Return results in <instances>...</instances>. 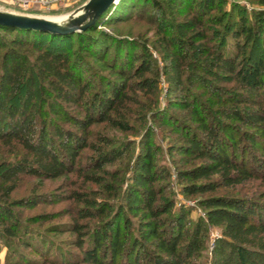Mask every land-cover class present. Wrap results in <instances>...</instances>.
Segmentation results:
<instances>
[{"label": "trees", "instance_id": "trees-1", "mask_svg": "<svg viewBox=\"0 0 264 264\" xmlns=\"http://www.w3.org/2000/svg\"><path fill=\"white\" fill-rule=\"evenodd\" d=\"M170 1L176 5L190 3L195 6L190 20L186 21L192 26L190 35L183 41L187 50L196 57L192 60L195 66L186 74L188 85L175 72H167L168 93L178 92L180 104L197 120L204 132L202 139L184 135L180 148L201 161L179 171V178L185 181L183 191L188 194L212 193L257 176L264 178V108L241 107L234 100V96L240 93L236 89L238 86L229 88L232 99L223 102L230 105L217 110L243 126L257 128L253 133L244 131L241 142L236 136L238 131L233 130L232 125H223L224 129L219 131L215 119L200 113L201 103L190 91L196 83L205 84L211 88L215 100L219 101L218 97L227 88L218 83L227 74L234 76L247 94L260 89L264 82V61L248 63L250 57L246 59L243 55L246 46L257 41L256 29L248 25L244 16L237 21L226 18L225 14L210 16L220 6L219 0ZM149 2L158 4V0H119L87 29L68 34L0 26V33L14 32V44L27 45L34 53L31 60L13 47L2 56L0 141L5 145H20L26 152V157L8 166L3 173L4 182L9 183L3 190L6 195L14 190L16 179L21 174L57 179L72 172L84 148L94 150L90 168L79 170L86 180L101 183L100 174L112 175L104 168L105 164L119 158L130 145L127 144L123 151L113 147L108 137H100L101 143L90 141L91 128L94 124L106 122L127 129V112L124 110L132 102L134 94L138 90L153 91L157 84H152L149 78L143 76L152 70V54L146 44L135 41L141 48L137 56L131 54L130 59L125 56L124 60L107 61L105 55L112 48L110 42H115L116 38L100 26L126 22L134 16L137 8L143 9ZM253 15L255 19L263 18L264 9L254 10ZM208 23L223 27V39L225 36H245L244 42L235 47L236 55L219 49L215 30L208 28ZM212 42L214 45L209 46ZM74 48L90 54L94 62L114 76L106 78L104 89H94L84 77L82 66L77 61L78 52ZM174 54L172 62L175 65L187 60L188 55L183 54L181 48L176 49ZM203 56L206 59L196 64ZM134 57L138 58V63H134ZM206 74L215 78L207 80ZM134 77L139 79L133 81L131 78ZM24 78L31 81L40 78L46 82L41 103L53 116L37 119L29 113L27 106L28 98L32 97L31 91L24 99L16 101ZM175 100H170L171 106L176 105ZM74 109L80 110V113ZM257 150L262 154H257ZM133 172L124 203L113 212L106 207L88 209L82 217H102L103 221L92 227L80 223L73 226L72 230L79 234L76 246L86 251L89 262L117 264L119 258L122 264H201L197 257L205 246L203 232L205 224H209L221 228V236L216 238L211 250V264H232L233 257L239 264H263L264 201L231 195H208L200 200L205 208L204 215L187 225L185 221L190 213L187 206L171 197L162 199V189L155 187L161 175L155 170L149 147L137 157ZM112 176L117 178L114 174ZM202 179L205 181L199 182ZM103 184L110 192L111 185L106 181ZM74 197L83 202L88 199L79 194ZM2 210L0 224L11 220L12 214L9 207ZM127 211L134 216L146 212L138 221L136 233L131 232ZM17 226L13 221L10 226L4 227L3 233L17 235Z\"/></svg>", "mask_w": 264, "mask_h": 264}, {"label": "rangeland", "instance_id": "rangeland-1", "mask_svg": "<svg viewBox=\"0 0 264 264\" xmlns=\"http://www.w3.org/2000/svg\"><path fill=\"white\" fill-rule=\"evenodd\" d=\"M87 1L77 0L68 6L46 9L37 5L23 7L13 4L9 0H0V11L46 18L69 15L70 18L82 13L83 5ZM219 1L220 6L213 10L210 16L225 14L226 18L230 17L235 21L240 17H246L248 25L257 31V41L253 45L250 43L246 46L243 55L246 59L250 57L248 63L254 64L257 60L264 61V17L255 19L253 15L254 10L264 9V0ZM194 11L195 6L190 3L176 5L170 0H158L157 5L149 2L143 9L137 8L134 16L126 22L116 26L109 24L100 26L116 38L115 42H110L112 48L105 55L107 61L124 60L125 56L130 59L131 54L137 56L141 48L135 41L146 44L152 54V70L145 72L143 76L149 78V82L152 84H157L153 91L138 90L134 94L132 102L124 110L127 112V129H120L106 122L94 124L91 128L90 141L99 143L100 137H108L113 147H119L123 151L127 144L130 145L119 158L104 166L117 178L112 175L100 174L101 183L86 180L79 170L84 171L90 168L94 150L84 148L81 150L72 172L57 179L21 174L16 179L14 190L6 195L3 190L9 183L4 182L3 173L8 166L26 157V152L20 145H5L0 141V211H3L2 209L5 207H9L12 211L11 220L0 224L1 264H94L87 260L86 251L76 246L79 234L72 230L73 226L75 223H80L92 227L103 221L102 217H82V213L88 209L96 210L106 207L113 212L117 206L125 202L124 195L132 182L134 163L139 154L144 153L148 147L153 155L155 170L158 175H161L159 176L161 178L155 183V187L162 189L160 195L162 199L171 197L176 202H182L187 206V209L190 210L185 221L187 225L193 224L204 215L205 208L200 204V200L208 195H231L264 201V178L258 176L233 187H221L212 193L188 194L183 191L182 185L185 181L179 178V171L201 161V159L186 154L180 148L184 135H193L202 139L204 132L197 120L189 115L180 104L178 92L168 93L170 84L167 72H175L177 76H181L180 79L184 81L183 83L188 85L186 74L195 66V62L192 60L196 56L192 51L187 50L186 42L183 40L190 35L192 26L186 21L190 20ZM207 27L215 30L214 34L219 49L226 53L235 54L236 45L245 40V36L239 38L225 36L223 39L222 26L208 23ZM14 36L15 33L12 31L0 33V75L2 56L6 50L14 47L19 49L18 51L23 55H28L31 60L34 58L32 48L27 45L14 44ZM123 40L126 42H122ZM213 43L209 46L214 45ZM178 48H181L182 53H187L188 56L187 60L177 62L178 64L175 65L172 60L175 56L174 51ZM74 51L78 52L77 61L82 66V73L87 81L91 82L94 89H104L106 78L114 76L108 70H103L100 64L94 62L90 54L79 48H74ZM205 57H200L198 61L195 60L196 64H201ZM138 61V58L134 57V63H138ZM206 76L207 80L215 78L211 74H206ZM131 79L134 81L139 78ZM262 79L264 81V73ZM218 84L227 88L218 97L219 101L215 100L211 88L205 84L196 83L190 88V91L192 96L201 103L200 113L209 115L211 120L215 119L219 131L224 129L223 125H232L233 130L238 131L237 139H241L242 142L244 131L253 133L257 131V128L243 126L236 120L228 119L221 110L217 109L224 105H230L223 101L232 99L229 88L236 86L240 93L234 96L235 103H239L241 107L264 108V82L260 89H254L251 94H247L231 74L224 76ZM45 87H47L46 82H42L40 78H36L35 81L24 78L21 91L16 95V101H19L26 97L27 92L31 91L32 97L28 98L27 110L37 119L53 116L50 111L46 112L47 106L44 107L41 103V93ZM211 97H213L212 100ZM174 98L176 105L171 106L170 100ZM68 106L74 108L72 105ZM73 111L80 113L78 109ZM66 126L68 125L66 124ZM101 146L104 147V144ZM250 147L254 149L252 146ZM256 153L262 154V151L257 150ZM105 181L111 185L110 192L105 189L103 184ZM201 181L205 180H199V182ZM75 194L88 198L87 202L79 201L74 197ZM126 213L130 219L131 232L136 233L138 221L141 216L146 215V212H141L139 216H134L128 211ZM13 221L18 224V234L5 235L4 227L10 226ZM219 236H221L220 227L205 224L203 232L205 246L197 257L201 264H211V250ZM117 264H122L121 259H117ZM232 264H239V262L233 257Z\"/></svg>", "mask_w": 264, "mask_h": 264}, {"label": "water", "instance_id": "water-1", "mask_svg": "<svg viewBox=\"0 0 264 264\" xmlns=\"http://www.w3.org/2000/svg\"><path fill=\"white\" fill-rule=\"evenodd\" d=\"M118 1L88 0L83 5L84 11L67 22H59L46 17H33L0 11V26L58 34L74 33L83 31L94 24Z\"/></svg>", "mask_w": 264, "mask_h": 264}, {"label": "built area", "instance_id": "built-area-1", "mask_svg": "<svg viewBox=\"0 0 264 264\" xmlns=\"http://www.w3.org/2000/svg\"><path fill=\"white\" fill-rule=\"evenodd\" d=\"M13 4H17L23 7H29L30 5H37L46 9L58 4L73 3L77 0H9Z\"/></svg>", "mask_w": 264, "mask_h": 264}, {"label": "bare ground", "instance_id": "bare-ground-1", "mask_svg": "<svg viewBox=\"0 0 264 264\" xmlns=\"http://www.w3.org/2000/svg\"><path fill=\"white\" fill-rule=\"evenodd\" d=\"M73 17V16H72ZM72 17L69 18V15L68 16H59V17H53V18H50V19H53V20H56V21H59V22H67L69 21ZM69 18V19H68ZM65 19H68L67 21H63Z\"/></svg>", "mask_w": 264, "mask_h": 264}, {"label": "crops", "instance_id": "crops-1", "mask_svg": "<svg viewBox=\"0 0 264 264\" xmlns=\"http://www.w3.org/2000/svg\"><path fill=\"white\" fill-rule=\"evenodd\" d=\"M70 3H66V4H58V5H54L52 7H50L49 9H52V8H57V7H63V6H68Z\"/></svg>", "mask_w": 264, "mask_h": 264}]
</instances>
